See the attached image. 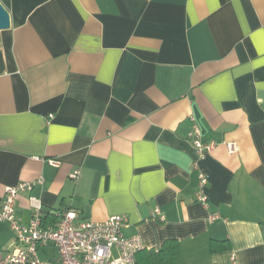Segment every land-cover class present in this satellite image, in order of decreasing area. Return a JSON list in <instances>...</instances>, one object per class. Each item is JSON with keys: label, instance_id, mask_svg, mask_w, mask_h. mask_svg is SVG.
I'll return each mask as SVG.
<instances>
[{"label": "crops", "instance_id": "1", "mask_svg": "<svg viewBox=\"0 0 264 264\" xmlns=\"http://www.w3.org/2000/svg\"><path fill=\"white\" fill-rule=\"evenodd\" d=\"M0 4V209L5 187L42 179L16 202L21 224L35 197L46 217L125 215L126 237L174 240L183 264H264V0ZM193 125L215 144L203 159ZM13 240L0 222V253Z\"/></svg>", "mask_w": 264, "mask_h": 264}, {"label": "built area", "instance_id": "2", "mask_svg": "<svg viewBox=\"0 0 264 264\" xmlns=\"http://www.w3.org/2000/svg\"><path fill=\"white\" fill-rule=\"evenodd\" d=\"M198 159H203L211 152L215 144L203 142L202 134L196 125L188 134ZM227 152L234 154L237 147L234 143L225 144ZM57 166L55 160L48 161ZM79 171L71 174L72 179H78ZM199 188L196 199L203 206H208V199L202 189L208 178L199 171ZM42 179L35 182H23L16 186L4 188V201L0 209V222H5L13 231L12 247L0 253V264H135L137 254L144 250L140 237H126L123 227L126 224L125 215H113L102 222H76L77 215L72 209L55 211L45 216L42 204L38 198L29 197L28 203L31 218L28 223L21 224L16 212V202L21 193L31 191L35 184H41ZM155 215L164 219L156 210ZM216 217L210 216L209 221ZM51 246L56 252L54 260H43L42 250Z\"/></svg>", "mask_w": 264, "mask_h": 264}, {"label": "trees", "instance_id": "3", "mask_svg": "<svg viewBox=\"0 0 264 264\" xmlns=\"http://www.w3.org/2000/svg\"><path fill=\"white\" fill-rule=\"evenodd\" d=\"M225 242H212V252L226 249ZM135 264H183L179 244L174 240L165 241L159 250H142L136 256Z\"/></svg>", "mask_w": 264, "mask_h": 264}, {"label": "water", "instance_id": "4", "mask_svg": "<svg viewBox=\"0 0 264 264\" xmlns=\"http://www.w3.org/2000/svg\"><path fill=\"white\" fill-rule=\"evenodd\" d=\"M9 26H10V20H9L8 12L0 4V31L8 29ZM261 231L264 232V226L261 227Z\"/></svg>", "mask_w": 264, "mask_h": 264}]
</instances>
